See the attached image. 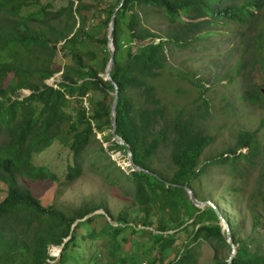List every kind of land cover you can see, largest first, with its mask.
Returning a JSON list of instances; mask_svg holds the SVG:
<instances>
[{
    "label": "trees",
    "instance_id": "trees-1",
    "mask_svg": "<svg viewBox=\"0 0 264 264\" xmlns=\"http://www.w3.org/2000/svg\"><path fill=\"white\" fill-rule=\"evenodd\" d=\"M115 13L116 134L129 146L134 165L148 173L130 168L126 175L109 155L126 152L113 141L114 86L104 78ZM151 13L163 17L168 30L146 26ZM219 28L231 29L232 41L241 42L230 83L242 78L243 100L264 104L263 92H254L257 85L248 78L249 69L264 72V0H0V264H70L86 242L100 244L88 259L95 264L101 256L104 264H198L201 242L214 248V264H228L229 256H218L217 249L231 248L216 211L195 207L182 187L202 202L194 185L209 168L235 173L240 166L242 176L259 155L264 122L202 163L214 142L198 125L208 113L204 94L211 86L201 78L194 82L203 112L192 117L174 109L170 117L157 85L169 66V49L196 46ZM125 38L130 47L121 58ZM22 91L30 94L22 98ZM162 148L170 152L171 168L155 164ZM48 153L52 157L39 164ZM87 170L110 187L119 182L132 199L129 206L117 216L103 202L70 210L46 207L27 184L71 185ZM258 194L264 211V192ZM220 214L237 249L231 264H264V254L238 240L239 228ZM126 230L121 245L118 237ZM62 246L59 258L50 255V248Z\"/></svg>",
    "mask_w": 264,
    "mask_h": 264
},
{
    "label": "rangeland",
    "instance_id": "rangeland-1",
    "mask_svg": "<svg viewBox=\"0 0 264 264\" xmlns=\"http://www.w3.org/2000/svg\"><path fill=\"white\" fill-rule=\"evenodd\" d=\"M145 25L154 30H168L164 18L154 13L150 14L148 23ZM214 33L217 35L206 38L204 42H197L196 46L187 49H169V66L157 83L159 95L170 117L174 109H184L185 115L192 117L203 112V101H196L199 95L194 82L201 78L209 83V87L211 86L210 90L204 94L209 110L205 115V120H199L198 125L214 138V142L205 151L202 163L209 162L221 152L232 148L239 133L254 132L264 122V104L251 105L242 98L246 87L243 79L238 78L230 83L233 73L230 70L236 66L238 60L234 49L240 46V40L232 41L231 29L219 28ZM128 47L130 44L125 38L120 51L121 58L125 57ZM249 74V83L257 85L252 86L251 89L254 92L260 90L264 93V72L259 73L258 69L254 71L249 69ZM55 79L60 81V74L56 75ZM50 84H53V81ZM28 94V91L19 93L22 98ZM97 138L100 139V136ZM258 140L259 155L254 163L244 166L242 176L237 174L240 166L235 173H229V169L209 168L207 176L197 181L194 187L202 198V202L217 204L219 211L231 220L235 227L239 228L238 240L246 241L252 252L259 251L264 254V211L258 194V191L264 192V124L258 134ZM246 152V149L243 150V153ZM109 155L126 175L131 173L127 152L121 154L115 151ZM50 157L52 154L48 153L46 158H38V163L42 164ZM58 161L61 167L65 166V160L59 159ZM155 164L160 168L172 167L168 149L162 148L158 151ZM109 177L115 181L117 179V175L114 174H110ZM27 184L33 195L44 206H53L56 209L70 210L89 202L97 204L103 202L108 204L110 212L117 216L132 201L119 182V185L110 187L109 183V186L104 184L102 178L90 170H87L81 179L71 185L59 186L48 181L28 182ZM183 199L186 201L185 198ZM190 211L194 212V208L190 207ZM137 214L142 216L140 213ZM107 220L111 222L109 217ZM221 225L224 229L223 223ZM129 233L130 230H126L118 237L121 245L124 243L123 238ZM144 243L148 244L149 240ZM180 243L178 242V245ZM99 245L98 242L82 244L80 248L82 255L73 258L70 264H95L93 259L91 262L88 259L93 258L96 250L99 251ZM129 247L130 245L126 244L124 251H128ZM196 249L198 264H214L215 250L210 244L201 242ZM60 251L61 248L52 247L49 253L52 257L59 258ZM217 251L221 260L227 259L231 254L227 248L217 249ZM100 260L98 264H104V257L101 256Z\"/></svg>",
    "mask_w": 264,
    "mask_h": 264
},
{
    "label": "water",
    "instance_id": "water-1",
    "mask_svg": "<svg viewBox=\"0 0 264 264\" xmlns=\"http://www.w3.org/2000/svg\"><path fill=\"white\" fill-rule=\"evenodd\" d=\"M115 18H116V13L113 15L112 20H111V22L109 24V27H108V34H107L108 45H107V47H108V52H109L110 59H109V63L107 65L106 72H105V80L110 82L114 86V101H113L112 113H111L113 141H115L118 145H121V146L125 147V149H126L125 151L127 152L128 159H129V164H130V167L132 168L133 171H140V172L148 173V171H145V170H143V169H141V168H139V167L134 165V163L132 161V153H131V150H130L129 146H127L126 143L120 137H118L117 134H116L115 116H116V108H117L118 99H119V93H118L117 85L111 79V72H112V68H113V65H114V51H115V47H114V43H113V29H114ZM49 82L51 83L52 81H49ZM49 82H48V84L52 85ZM182 188L186 192L189 200L192 202V204L195 207L203 209L206 206H210L216 211L219 220L224 225L223 231L225 232L226 243L231 248V254H230L229 260H228V264H231L233 258L236 255L237 249H236V246L234 245V243H233V241L231 239V232H230V228H229L228 223L223 219V217L221 216L219 210H217V208L212 203L198 201L194 197L193 192H192V190L189 187L184 186ZM63 246L61 247L60 253L62 252Z\"/></svg>",
    "mask_w": 264,
    "mask_h": 264
},
{
    "label": "bare ground",
    "instance_id": "bare-ground-1",
    "mask_svg": "<svg viewBox=\"0 0 264 264\" xmlns=\"http://www.w3.org/2000/svg\"><path fill=\"white\" fill-rule=\"evenodd\" d=\"M55 252H57V251L55 250Z\"/></svg>",
    "mask_w": 264,
    "mask_h": 264
},
{
    "label": "built area",
    "instance_id": "built-area-1",
    "mask_svg": "<svg viewBox=\"0 0 264 264\" xmlns=\"http://www.w3.org/2000/svg\"><path fill=\"white\" fill-rule=\"evenodd\" d=\"M133 171V170H132ZM134 172V171H133Z\"/></svg>",
    "mask_w": 264,
    "mask_h": 264
},
{
    "label": "clouds",
    "instance_id": "clouds-1",
    "mask_svg": "<svg viewBox=\"0 0 264 264\" xmlns=\"http://www.w3.org/2000/svg\"><path fill=\"white\" fill-rule=\"evenodd\" d=\"M131 168V167H130Z\"/></svg>",
    "mask_w": 264,
    "mask_h": 264
}]
</instances>
